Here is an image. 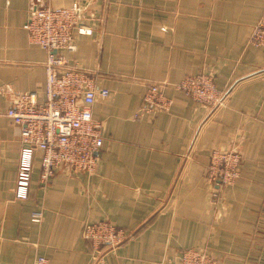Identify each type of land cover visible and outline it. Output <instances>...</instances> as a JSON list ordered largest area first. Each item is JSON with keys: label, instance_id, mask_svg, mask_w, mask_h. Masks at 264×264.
<instances>
[{"label": "crops", "instance_id": "0c3cea01", "mask_svg": "<svg viewBox=\"0 0 264 264\" xmlns=\"http://www.w3.org/2000/svg\"><path fill=\"white\" fill-rule=\"evenodd\" d=\"M72 4L92 32H74V50L58 53L109 91L92 105L103 127L97 168L60 167L43 187L36 151L20 199V131L5 113L20 94L44 100L47 57L23 25L34 7ZM263 13L264 0H0V264H180L185 249L255 264L264 241V47L247 40ZM199 72L213 75L222 105L174 87ZM148 83L164 85L169 109L143 108ZM213 149L241 154L233 183L205 179ZM96 220L129 233L100 257L81 235Z\"/></svg>", "mask_w": 264, "mask_h": 264}, {"label": "built area", "instance_id": "2783aa9c", "mask_svg": "<svg viewBox=\"0 0 264 264\" xmlns=\"http://www.w3.org/2000/svg\"><path fill=\"white\" fill-rule=\"evenodd\" d=\"M23 27L29 39L47 52L44 62V100L35 92L17 95L6 109V116L19 127L20 150L14 193L17 198L28 196L32 161L40 151L39 181L46 186L60 167L91 173L96 170L103 145L102 124L94 118L92 105L98 96L109 91L95 82V73L69 65L61 49L74 50L73 33L91 34L92 28L82 21L77 4L68 7L37 6L31 9ZM247 43L264 47V13L253 25ZM174 87L195 101L215 107L222 105L225 93L220 91L208 72L188 75ZM162 83H148L143 94V108L167 110L171 99L164 94ZM137 116V115H135ZM241 154L235 149L211 151L205 178L214 186L230 184L239 176ZM41 211L31 213L39 221ZM81 235L93 246L97 257L115 248L129 237L122 227L107 220L86 222ZM37 264H47L44 257ZM167 264V263H163ZM180 264H218L209 254L195 249L181 253Z\"/></svg>", "mask_w": 264, "mask_h": 264}, {"label": "rangeland", "instance_id": "374dc122", "mask_svg": "<svg viewBox=\"0 0 264 264\" xmlns=\"http://www.w3.org/2000/svg\"><path fill=\"white\" fill-rule=\"evenodd\" d=\"M208 165V164H207ZM241 167V165H240ZM206 169V168H205ZM205 173V172H204ZM240 174V172H239ZM206 179V178H205ZM208 182V181H207ZM211 185H213L212 183H210ZM227 185V184H224ZM223 186V185H220ZM218 186V187H220ZM217 187V186H216ZM217 192H213V196H216ZM264 220V219H263ZM261 262V263H260ZM255 264H264V241H262V250L260 252H258V254L256 255L255 258Z\"/></svg>", "mask_w": 264, "mask_h": 264}]
</instances>
